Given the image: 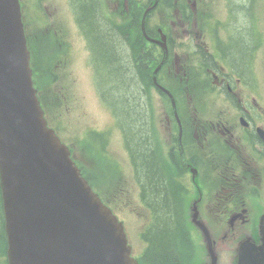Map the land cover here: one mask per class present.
<instances>
[{"label":"flooded vegetation","instance_id":"flooded-vegetation-1","mask_svg":"<svg viewBox=\"0 0 264 264\" xmlns=\"http://www.w3.org/2000/svg\"><path fill=\"white\" fill-rule=\"evenodd\" d=\"M96 1L95 12L105 28L101 32L115 45L120 64L126 69L139 67L138 74L121 76L120 82H135L144 117L148 102L158 106L162 117L161 129L150 131L162 139L155 147L160 159L153 150L157 142L153 145L154 137L141 126L142 173L147 174L144 158L149 156L162 180L160 166L164 173L171 172L182 184L174 196L187 229L202 241L195 221L206 225L217 264L227 244L234 245L233 264L242 233L252 236L264 212V0H165L171 7L170 34L165 33L168 52L155 76L158 85L169 88L176 98L182 130L169 97L153 79L163 56L159 9L143 34L115 30L113 21L102 19ZM123 4L129 16L127 0ZM134 35L139 39L135 51L129 40ZM91 36L95 55L112 62L98 46L95 32ZM177 225L181 226L180 218ZM204 256L198 264L210 262L208 253Z\"/></svg>","mask_w":264,"mask_h":264},{"label":"water","instance_id":"water-1","mask_svg":"<svg viewBox=\"0 0 264 264\" xmlns=\"http://www.w3.org/2000/svg\"><path fill=\"white\" fill-rule=\"evenodd\" d=\"M18 0H0V186L10 264H136L121 223L46 127L32 87ZM242 246L239 264H264Z\"/></svg>","mask_w":264,"mask_h":264},{"label":"rangeland","instance_id":"rangeland-1","mask_svg":"<svg viewBox=\"0 0 264 264\" xmlns=\"http://www.w3.org/2000/svg\"><path fill=\"white\" fill-rule=\"evenodd\" d=\"M26 0H23L25 3ZM41 4V3H40ZM33 10L32 5L30 6V12L27 13L28 21L30 22L32 17ZM39 16L46 20H50L55 25L62 26L65 25L68 33L71 32V41L74 43L75 52L73 63L69 66V71H67V75H63L62 71L59 70V61L56 62L57 76L60 79H72L75 78L76 84H74L73 88L69 90L72 91L70 96H66L63 98L64 105L58 108H54L50 115L53 113H57L59 119L63 121L65 125V136L70 140L73 135H75L81 128H91L95 127L97 129L105 128V124L110 122L111 119L103 111L100 105L97 102V99L94 95H91L87 91L91 88L90 82V70L91 68L88 66L86 61V56L84 50L82 48V44L80 40L76 38V26L74 24V16L70 13L69 8L65 9V0H44L41 6L38 8ZM56 21H60V23H56ZM28 22V23H29ZM30 26V23H29ZM116 42V40H115ZM118 46L124 48L121 43H118ZM127 49L124 48V52L126 53ZM66 76V77H65ZM115 83L119 85L122 89V92L117 95V105L122 111H131L135 110L140 112V108L137 107L139 105L138 96L137 95V85L131 86L129 89V94L134 95V97H129L125 95L123 90L124 88L130 85V82L125 83L127 81L118 82V80L114 79ZM116 90L118 91L119 88ZM69 106V108H68ZM136 112V113H137ZM138 114V113H137ZM155 114L159 116L157 111ZM155 120L161 121L156 118ZM128 130L133 131V136L137 139L140 136L141 128L140 123L136 121L134 113L131 112V118L128 125ZM138 132V133H137ZM110 146L109 149L111 152L117 156V159L123 163L126 167V173L124 174V179L127 178L129 174V166L126 161L125 153L123 151V147L120 144V134L117 130H110ZM81 160V156L79 154L76 155ZM89 166L88 164H86ZM125 172V171H124ZM124 183H127L125 180ZM128 184V183H127ZM114 197V198H113ZM113 209L120 215L118 217L122 218L126 224L125 230L128 236L130 235V242L133 246V251L135 254H140L143 249V242L140 238V230L142 222L146 221V218H142V215L136 211V207L139 204L138 199L133 196V194L126 195V192L117 191L115 196H112V200L110 202ZM127 228V229H126ZM139 232V233H138ZM231 244H227L226 249L224 251V255H228L231 250ZM201 254V252L199 253ZM224 264H229L227 259L223 262Z\"/></svg>","mask_w":264,"mask_h":264},{"label":"trees","instance_id":"trees-1","mask_svg":"<svg viewBox=\"0 0 264 264\" xmlns=\"http://www.w3.org/2000/svg\"><path fill=\"white\" fill-rule=\"evenodd\" d=\"M77 3V7H81L78 12V19L81 21L84 28L89 32H95L96 42L102 52H105L107 56L112 58V62L107 61L111 70V75L114 79L120 82V77L125 75L138 74V66L130 67L126 69L120 64V61L115 53V45L111 43V39L106 37L101 31L105 29L99 22V18L95 10L97 7L96 0H73ZM26 35L28 39L29 48H31L30 35L26 27ZM112 54V55H111ZM133 68V70H132ZM125 81V80H124ZM130 85L124 88V92L129 94V89L134 86L135 82L129 79L127 82ZM122 83V82H121ZM38 86V83H37ZM39 89L41 87L39 86ZM122 92L121 87L117 91V95ZM139 108V106H137ZM131 112L134 113L135 119L141 122V113L135 110L126 111L127 118H131ZM138 114H137V113ZM138 133V132H137ZM139 141V140H138ZM137 142V141H136ZM137 142V149L141 151V146ZM141 154H138V159L142 160ZM151 157H145L144 163L147 170L145 175L146 183L144 184L145 192L149 200L154 204V211L156 213L155 226L152 229L149 239V246L145 253V264H182L179 261L177 252L174 250L173 238L179 234L180 226L178 215V203L173 194V190L165 185L162 180V176L159 170H156L154 164H152ZM0 237L4 238L2 230V215L0 207Z\"/></svg>","mask_w":264,"mask_h":264}]
</instances>
